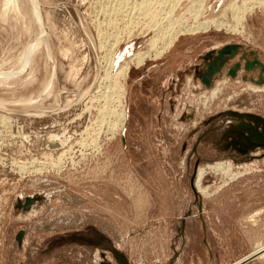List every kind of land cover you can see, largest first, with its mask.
Instances as JSON below:
<instances>
[{"label": "rangeland", "instance_id": "obj_1", "mask_svg": "<svg viewBox=\"0 0 264 264\" xmlns=\"http://www.w3.org/2000/svg\"><path fill=\"white\" fill-rule=\"evenodd\" d=\"M170 1L0 0V264H237L264 246V82L243 68L264 64V5L238 21L228 4L255 0ZM167 14L223 25L129 62ZM230 45L240 68L205 87Z\"/></svg>", "mask_w": 264, "mask_h": 264}, {"label": "bare ground", "instance_id": "obj_2", "mask_svg": "<svg viewBox=\"0 0 264 264\" xmlns=\"http://www.w3.org/2000/svg\"><path fill=\"white\" fill-rule=\"evenodd\" d=\"M120 1V0H119ZM141 1V0H140ZM147 1V0H146ZM149 1V0H148ZM161 1V0H160ZM170 1V0H169ZM174 1V0H173ZM179 1V0H178ZM195 1V0H194ZM197 1V0H196ZM122 2V1H121ZM171 2L172 1H170L169 3H167V4H170L171 5ZM202 2V1H201ZM201 2H200V5H201ZM254 2L256 3H258V6L259 5H261L262 6V4L264 5V0H255V1H253V4H250V6H237V5H235V3L232 1L230 4H228V7H230L233 11H232V13H233V15H235L236 16V14L238 15H240V17L239 18H237V20L239 21V20H242L241 18L244 16V14L246 13V12H248L250 9H252L254 6ZM141 3V2H140ZM139 3V4H140ZM144 3V2H143ZM149 3V2H148ZM151 3V2H150ZM155 3H157V2H155ZM163 3V2H162ZM161 3V4H162ZM192 3V2H191ZM173 4V3H172ZM125 5V4H124ZM147 5V4H146ZM149 5V4H148ZM177 5V4H176ZM199 5V4H198ZM197 5V7H200V6H198ZM142 6H144V4L142 5ZM141 6V7H142ZM137 7V6H136ZM173 6H171V8H172ZM223 7H225V6H223ZM222 7V8H223ZM168 8V7H167ZM171 8H170V11H169V9H168V12H172V10H171ZM192 8V7H191ZM202 8V7H201ZM201 8H198L199 10L201 9ZM134 9V8H133ZM142 9V8H141ZM173 9V8H172ZM32 10V9H31ZM158 10H159V8H158ZM161 10H162V8H161ZM164 10V9H163ZM167 10V9H166ZM188 10V9H187ZM196 10V9H195ZM202 10L203 9H201V11H199V12H202ZM116 11V10H115ZM120 11V10H119ZM230 11V10H229ZM139 12V11H138ZM161 12V11H160ZM33 13V12H32ZM118 13V12H117ZM164 13V12H163ZM165 13H167V11L165 12ZM169 13V14H170ZM197 13V12H196ZM115 14V13H114ZM155 14V13H154ZM167 14V16H164L163 18H161V19H163V21H161V19H160V21H158L159 20V17H158V22H156V21H154V30H156V32L158 31V34H159V36H157V34H153V38H151L150 39V41H149V43H148V45L149 46H146V48H144L143 50H139V51H135L136 53H134L133 54V56H132V58L131 59H129L130 61L129 62H131V61H133V63L135 64V65H139V64H141L142 62H143V60L146 58V57H148V56H155V57H157V56H159V55H161L162 54V52L164 51V50H167L170 46H171V44L173 43V41H174V39L179 35V34H182V33H185V32H194V31H197V30H199V29H202V30H207L210 26H212V25H214V27H219V26H221V25H223L222 24V22L221 21H219V20H217V19H213V18H209V19H205V20H202V21H198V20H194V23H191V24H179V23H181V22H177L176 20H172V19H175V18H172V16L171 17H169L170 15H172V14ZM181 14V13H180ZM198 14V13H197ZM36 15H38L37 13H36ZM196 15V14H195ZM198 15H200V13L198 14ZM147 16V15H146ZM179 16V15H178ZM37 18V20H39L38 18L39 17H36ZM154 18V17H153ZM172 18V19H171ZM195 18V17H194ZM152 19V18H151ZM155 19V18H154ZM153 19V20H154ZM156 20V19H155ZM40 21V20H39ZM150 21V20H149ZM184 21V20H183ZM182 21V22H183ZM151 22V21H150ZM40 23V22H39ZM152 24V23H151ZM238 24V23H237ZM150 28V27H149ZM233 31L234 30H236V29H232ZM155 37V38H154ZM157 41V40H161V44L158 46V47H154V43L156 42L155 40ZM110 58V57H109ZM27 61V60H26ZM110 62V61H109ZM111 63V62H110ZM107 68V67H106ZM129 68H130V66H129V63H128V61H127V63L125 62L124 63V65L123 66H121L120 67V71H119V74H120V76L124 79L125 78V76L127 75V73H128V70H129ZM119 69V68H118ZM105 71V70H104ZM2 73H5V72H2ZM118 74V75H119ZM114 75H116V74H114ZM116 77V76H115ZM121 79V78H120ZM217 86V85H216ZM119 88V87H118ZM123 88V87H122ZM249 89H252V90H256V91H264V86H261V87H251L250 88V86H249ZM120 90V89H119ZM220 91V87H215V88H212L211 89V91H210V98L211 97H214L218 92ZM44 92V91H43ZM42 93V92H41ZM213 99V98H212ZM206 100H207V98H206ZM204 104V103H203ZM123 105V104H122ZM116 116H117V121H116V123H114V125L113 126H119V127H121V126H123L124 124H125V120H126V117H125V109L124 108H121L120 109V111L116 114ZM7 120V119H6ZM5 121V120H4ZM113 128V127H112ZM122 128V127H121ZM60 158V157H59ZM59 163V162H58ZM57 163V164H58ZM22 166V165H21ZM56 166V165H55ZM20 167V166H19ZM23 167V166H22ZM218 168V167H220V164H215L214 165V167L213 168ZM21 168V167H20ZM219 169V168H218ZM205 170V169H204ZM202 168H198V171H197V175H196V179H195V182H196V185L199 187V189H200V181H201V177H202V175H203V172H206V171H204ZM221 170V169H220ZM30 171V170H29ZM34 171H36V170H34ZM227 171V170H226ZM264 252V246H262V247H258V248H255V249H253V251L251 252V256H253V255H256V256H261V254ZM253 253V254H252ZM247 257H248V255H247ZM246 258V257H245ZM239 261H237V263H238ZM236 264V263H235Z\"/></svg>", "mask_w": 264, "mask_h": 264}, {"label": "water", "instance_id": "obj_3", "mask_svg": "<svg viewBox=\"0 0 264 264\" xmlns=\"http://www.w3.org/2000/svg\"><path fill=\"white\" fill-rule=\"evenodd\" d=\"M236 48H237L236 45L225 46V48L218 51V54L215 56V60H213L212 62H208L206 64L207 69H206V72L202 75V79H201L203 81L205 87L209 88L211 86L212 74H214V72L216 70H218V67L222 66L229 58L233 57V55L236 52ZM251 53H254V52H251ZM243 56H244V54H243ZM254 61L257 64L261 65L263 70H264V64H262L255 56H254ZM237 66H238V64L235 65V68ZM230 75L233 76L234 73H231ZM203 78H206V79H203ZM261 81L264 82V79ZM32 203H33L32 197L25 198L24 209H28ZM256 257H257L256 255H253V256H249L246 258L239 259V262L237 264H245V263L253 260ZM234 263H236V262H234Z\"/></svg>", "mask_w": 264, "mask_h": 264}, {"label": "flooded vegetation", "instance_id": "obj_4", "mask_svg": "<svg viewBox=\"0 0 264 264\" xmlns=\"http://www.w3.org/2000/svg\"><path fill=\"white\" fill-rule=\"evenodd\" d=\"M215 56L216 55H214L213 56V59H211V60H209V61H206V64L208 63V62H212L213 60H215ZM228 61V60H227ZM227 61L222 65V66H220V67H218V70H216L215 72H214V74H212V76H211V78L214 76V75H216V74H219V72H221V70L223 69V68H225V67H228V68H226V70H228L229 71V73L231 74V73H236V70H238L239 68H240V63H239V61H236V62H232V64L230 65V66H226L227 65ZM253 62L252 63H250V64H248V63H244L243 64V68H246V70H255V69H258V74H257V79H254L253 77H248L250 80H253V81H257V82H260L261 80H263L264 79V70H263V68H262V66L261 65H259V64H257L255 61H254V59L252 60ZM260 61V60H259ZM261 62V61H260ZM262 63V62H261ZM236 64H238V66L235 68V65ZM263 64V63H262ZM206 69H207V65L205 66V68L203 69V70H198V76H200V78L202 79V75L206 72ZM243 77H245V78H247V76L244 74V76ZM203 79H206V78H203Z\"/></svg>", "mask_w": 264, "mask_h": 264}]
</instances>
